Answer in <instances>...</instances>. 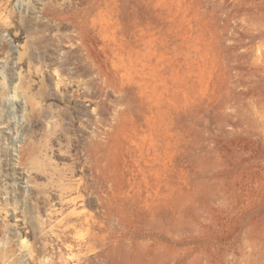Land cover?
<instances>
[{
    "label": "rangeland",
    "instance_id": "obj_1",
    "mask_svg": "<svg viewBox=\"0 0 264 264\" xmlns=\"http://www.w3.org/2000/svg\"><path fill=\"white\" fill-rule=\"evenodd\" d=\"M0 264H264V0H0Z\"/></svg>",
    "mask_w": 264,
    "mask_h": 264
}]
</instances>
